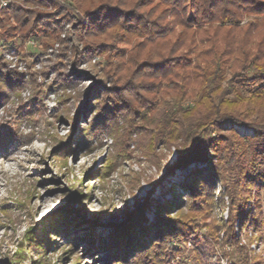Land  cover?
<instances>
[{
	"label": "rangeland",
	"instance_id": "obj_1",
	"mask_svg": "<svg viewBox=\"0 0 264 264\" xmlns=\"http://www.w3.org/2000/svg\"><path fill=\"white\" fill-rule=\"evenodd\" d=\"M138 1L128 0L123 8ZM38 2L0 0V60L18 75L0 99V264H124L109 260L110 244L118 233L126 239L139 229L140 214L145 232L159 219L174 223L180 214L197 230L189 229V238H167L141 258L133 254L129 264H264V182L245 189L231 159L220 164L205 196L193 202L183 183L207 164L170 171L177 151L154 140L160 116L149 112L150 126L139 115L141 107L159 109L172 96L180 97L168 94L167 80L144 81L134 74L137 60L157 61L170 44L125 37L115 27L87 37L80 28L89 26L95 0ZM12 10L41 14V23L27 34L11 20L7 33L2 14ZM258 16L245 14L236 26L214 24L197 40L212 37L224 46L225 37L233 36L253 48L264 36L262 23L251 25L261 20ZM87 45L95 52L92 59L83 51ZM232 65L228 79L240 63ZM144 83L149 93H139ZM152 84L164 90L157 92ZM117 98L123 106L108 115L106 107ZM245 106H255L258 114ZM240 107L250 116L247 124L228 121L218 128L255 138L251 124L264 118V99ZM164 204H170L167 214L158 210ZM243 206L256 207L246 223L238 216Z\"/></svg>",
	"mask_w": 264,
	"mask_h": 264
},
{
	"label": "trees",
	"instance_id": "obj_2",
	"mask_svg": "<svg viewBox=\"0 0 264 264\" xmlns=\"http://www.w3.org/2000/svg\"><path fill=\"white\" fill-rule=\"evenodd\" d=\"M83 1L75 0V3L80 5ZM127 1L103 0L99 3L95 0L98 4L90 14L89 26H82L80 29L85 30L84 33L89 37L115 27L120 28L125 37L134 36L148 41L165 39L170 44L169 53L166 56L162 55L157 61L152 58L141 62L137 60L134 74L135 78H142L144 81L167 80L168 94L177 93L180 96L178 99L172 96L173 99L165 101L159 109L147 105L141 107L144 110L141 109L139 115L143 116V119L149 112L160 116V122L155 126L154 140L177 151L176 164L170 171L192 162L207 164L206 168L191 171L186 176L183 186L188 193L187 197L195 202L205 196V188L215 184L220 164L229 165L231 159H236L238 165L236 177L238 183L245 186V189L264 182V168L259 169L264 165V118L252 120L251 125L254 124L253 127L258 133L255 138L241 139L233 129L218 128L228 121L231 124H247L250 116H245L240 106L255 105L257 101L264 99V36L253 45V48L252 45L249 46L248 41L238 40L233 36L225 37L224 46L217 44L218 39L213 40L209 36L197 40L214 24L219 27L239 25L245 14L259 15L261 20L251 25L257 26L262 23L264 28V1L139 0L134 8L125 10L123 7ZM140 9L145 11L140 12ZM30 13L37 15L38 19L31 21ZM40 16L42 15L34 12L23 14L21 10H12L10 14L8 12L2 14V26L7 33L10 32L11 28L6 29L5 26L13 20L19 24L23 33L29 34L28 29L37 21L40 22L42 19ZM79 39L76 38L81 43ZM208 44H211L210 48H203ZM84 50L88 51L85 53L92 59L95 54L93 47L87 45ZM232 63H240V66L228 79L226 75L227 71L233 68ZM250 70L256 73L251 75ZM17 77L18 75L10 72L6 64L0 60L2 87L0 99L3 96L2 90L12 88ZM147 85L149 87L147 83L138 86L139 93H149L151 90ZM130 87L129 91L133 89V84ZM152 87L157 89V92L161 91V88L164 90L161 84L159 86L152 84ZM248 98L254 103H249ZM123 102L124 100L119 98L113 100V106L106 107L107 114L115 115L114 111L123 106ZM250 107L258 114L255 106H245V111ZM146 119L150 126L154 125L153 121ZM212 158L217 161L215 167ZM109 170V166L106 167L105 173ZM169 206L170 204L158 206L159 213L167 214ZM137 207L141 208L140 204ZM246 208L241 207L238 214L242 223H246L249 215L256 212V207L252 210ZM135 221L139 223V229L126 239L118 233L115 247L110 244V261L118 259L124 264H129L131 255L138 254L137 257L141 258L165 239L189 238L193 235L190 233L191 228L193 231L196 229L193 228L195 222L183 221L181 214L175 218L174 223L157 220L146 232L143 231L146 230L143 227L145 219L141 214Z\"/></svg>",
	"mask_w": 264,
	"mask_h": 264
},
{
	"label": "built area",
	"instance_id": "obj_3",
	"mask_svg": "<svg viewBox=\"0 0 264 264\" xmlns=\"http://www.w3.org/2000/svg\"><path fill=\"white\" fill-rule=\"evenodd\" d=\"M4 5H6V4L4 3Z\"/></svg>",
	"mask_w": 264,
	"mask_h": 264
}]
</instances>
